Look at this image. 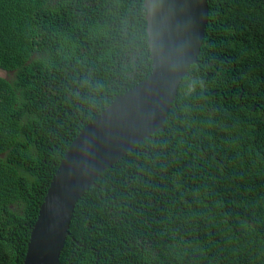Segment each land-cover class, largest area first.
<instances>
[{"label": "trees", "instance_id": "1", "mask_svg": "<svg viewBox=\"0 0 264 264\" xmlns=\"http://www.w3.org/2000/svg\"><path fill=\"white\" fill-rule=\"evenodd\" d=\"M164 129L77 200L59 264H264V0H207ZM0 264L68 147L151 72L143 0H0Z\"/></svg>", "mask_w": 264, "mask_h": 264}, {"label": "water", "instance_id": "2", "mask_svg": "<svg viewBox=\"0 0 264 264\" xmlns=\"http://www.w3.org/2000/svg\"><path fill=\"white\" fill-rule=\"evenodd\" d=\"M145 7L151 72L82 128L54 172L39 207L23 264H59L77 200L95 180L164 123L188 68L198 63L207 0H155Z\"/></svg>", "mask_w": 264, "mask_h": 264}, {"label": "clouds", "instance_id": "3", "mask_svg": "<svg viewBox=\"0 0 264 264\" xmlns=\"http://www.w3.org/2000/svg\"><path fill=\"white\" fill-rule=\"evenodd\" d=\"M149 5H150V10H152L154 8V5H155V0H149ZM75 208V207H74ZM74 212V211H73ZM73 214V213H72ZM72 218V216H71ZM70 222H71V219H70ZM70 226V224H69ZM70 234V233H69Z\"/></svg>", "mask_w": 264, "mask_h": 264}, {"label": "rangeland", "instance_id": "4", "mask_svg": "<svg viewBox=\"0 0 264 264\" xmlns=\"http://www.w3.org/2000/svg\"><path fill=\"white\" fill-rule=\"evenodd\" d=\"M8 74L2 70H0V77H6Z\"/></svg>", "mask_w": 264, "mask_h": 264}]
</instances>
